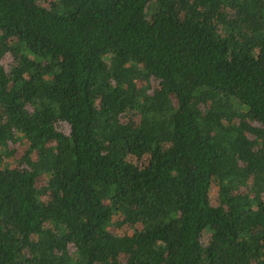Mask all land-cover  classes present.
Listing matches in <instances>:
<instances>
[{
	"label": "trees",
	"instance_id": "16d2710c",
	"mask_svg": "<svg viewBox=\"0 0 264 264\" xmlns=\"http://www.w3.org/2000/svg\"><path fill=\"white\" fill-rule=\"evenodd\" d=\"M0 264H264V0H0Z\"/></svg>",
	"mask_w": 264,
	"mask_h": 264
},
{
	"label": "rangeland",
	"instance_id": "374dc122",
	"mask_svg": "<svg viewBox=\"0 0 264 264\" xmlns=\"http://www.w3.org/2000/svg\"><path fill=\"white\" fill-rule=\"evenodd\" d=\"M146 160H147L146 157H142L140 159H137V162L142 163L145 162Z\"/></svg>",
	"mask_w": 264,
	"mask_h": 264
}]
</instances>
